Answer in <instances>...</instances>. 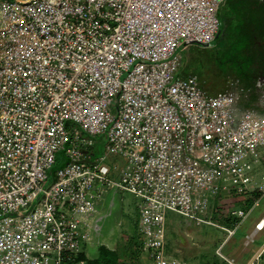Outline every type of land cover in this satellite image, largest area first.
<instances>
[{
    "label": "built area",
    "instance_id": "obj_1",
    "mask_svg": "<svg viewBox=\"0 0 264 264\" xmlns=\"http://www.w3.org/2000/svg\"><path fill=\"white\" fill-rule=\"evenodd\" d=\"M226 1L0 0V264H89L90 220L113 189L137 200L143 264H188L168 252L169 212L223 231L217 255L237 264L222 249L264 194V80L263 113L239 116L240 80L211 93L177 76L180 48L216 39ZM221 195L246 197L231 226ZM263 232L264 215L245 246Z\"/></svg>",
    "mask_w": 264,
    "mask_h": 264
},
{
    "label": "rangeland",
    "instance_id": "obj_2",
    "mask_svg": "<svg viewBox=\"0 0 264 264\" xmlns=\"http://www.w3.org/2000/svg\"><path fill=\"white\" fill-rule=\"evenodd\" d=\"M255 3V0H232L229 3H222L219 10V19L222 24L219 38L210 45H189L180 49L182 62L177 76L183 79L197 76L202 87L211 93L223 89L226 78L236 75L230 67H235L237 65L235 61L242 59L240 52L247 41V36L242 34L245 21L243 16ZM111 112L116 114V108L112 107ZM68 125L79 128L72 122ZM96 140L99 142L100 152L103 153L105 140L102 137ZM260 153L264 155V148L260 149ZM262 161V165L256 169L259 180L264 177V159ZM107 164L117 166L119 169L124 166V160L119 155H111ZM112 177L118 180L117 175ZM257 197L260 199L259 206L253 209L250 217L237 231L236 236L230 239L222 249V254L234 259L237 264H247L264 245L263 232L257 235L255 242L249 247L245 246L246 237L253 232L255 223L264 215V194H258ZM245 198L241 195L222 196L217 201V213L219 214L217 221L229 226L230 224L226 223L229 211L233 208H245L241 205V201ZM251 204L246 208H250ZM98 209L100 213L108 215V218L104 225L103 235L98 238L92 232L93 242L84 244L86 255L90 260L98 258L100 245L98 243H101L124 253V258L131 262V254H135L136 245H138L133 239L141 241L138 233L137 200L128 192L111 190L106 195L103 206L101 205ZM184 221L177 214L172 212L167 214L168 252L176 253V250H181L180 258H184L188 264H226L217 255V249L226 238L225 233L209 226L200 228L191 226ZM80 229L86 231L84 225H81Z\"/></svg>",
    "mask_w": 264,
    "mask_h": 264
},
{
    "label": "trees",
    "instance_id": "obj_3",
    "mask_svg": "<svg viewBox=\"0 0 264 264\" xmlns=\"http://www.w3.org/2000/svg\"><path fill=\"white\" fill-rule=\"evenodd\" d=\"M232 0H227L226 3ZM244 30L242 32L243 36H247V41L240 52L242 59L238 60L235 67H230V70L235 72L236 79L240 80L241 85L246 89H251L252 94L250 101H254L257 97L256 86L258 80L263 77L264 74V9L260 10L257 5L251 7L247 12L244 13ZM244 65V66H243ZM97 154H100L99 147L96 148ZM66 164L64 160V152H60L57 155L56 164L50 172V178L54 176L55 172L62 168ZM49 178V179H50ZM223 195L218 197V200L222 198ZM250 205V203H249ZM136 241L135 254L128 262L122 252L118 250H113L109 247H100L99 256L94 260H90L89 264H143L147 262V258L142 253V242ZM135 256V257H133Z\"/></svg>",
    "mask_w": 264,
    "mask_h": 264
},
{
    "label": "flooded vegetation",
    "instance_id": "obj_4",
    "mask_svg": "<svg viewBox=\"0 0 264 264\" xmlns=\"http://www.w3.org/2000/svg\"><path fill=\"white\" fill-rule=\"evenodd\" d=\"M255 2H256L255 5H257V7L260 10L264 9V0H255ZM102 206H103V204H102ZM98 208H101V206ZM98 208H97L96 213L93 214L91 217L90 225H91V233L93 232L99 238L103 235V229H104V225L106 224L108 215L100 213V211H99L100 209H98ZM187 236H189V235H187ZM91 242H93L92 236H91ZM98 244H100L99 248L103 247V246L108 247L106 245H102L101 243H98Z\"/></svg>",
    "mask_w": 264,
    "mask_h": 264
},
{
    "label": "crops",
    "instance_id": "obj_5",
    "mask_svg": "<svg viewBox=\"0 0 264 264\" xmlns=\"http://www.w3.org/2000/svg\"><path fill=\"white\" fill-rule=\"evenodd\" d=\"M264 75V74H263ZM235 78L236 79V76L235 75H232L231 76H228L226 78V81H224L223 83V89H221L220 91H224L226 90L227 88V80L228 79H233ZM261 81V78L258 80V82ZM244 87V86H242ZM245 88V87H244ZM256 94H257V97L254 101H250V100H246V101H241L238 105H237V108H238V115L240 116L245 110H253L255 111L256 113L258 114H262L263 113V109L261 107V105L258 103V100H259V97L261 95V91L259 89H257V86H256ZM263 159H264V155L262 156ZM108 194V193H107Z\"/></svg>",
    "mask_w": 264,
    "mask_h": 264
},
{
    "label": "water",
    "instance_id": "obj_6",
    "mask_svg": "<svg viewBox=\"0 0 264 264\" xmlns=\"http://www.w3.org/2000/svg\"><path fill=\"white\" fill-rule=\"evenodd\" d=\"M221 31H222V24H221V22H220V30H219V33H218V35L216 36V39L215 40H217L218 38H219V35H220V33H221ZM214 40V41H215ZM213 41V42H214ZM212 42V43H213ZM212 43H210V44H212ZM210 44H199V46H206V45H210ZM188 46V44H184V45H182V47L180 48V49H182V48H185V47H187ZM261 80H264V75H263V77L261 78ZM51 182H52V179L50 178L48 181H47V183H46V185H45V188H47L50 184H51ZM112 191H115V192H118V190L117 189H113ZM186 224H188L187 223V221H184ZM189 225H191L192 226V224L190 223Z\"/></svg>",
    "mask_w": 264,
    "mask_h": 264
}]
</instances>
